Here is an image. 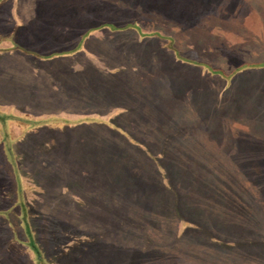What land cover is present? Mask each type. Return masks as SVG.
I'll return each instance as SVG.
<instances>
[{"label": "rangeland", "instance_id": "rangeland-1", "mask_svg": "<svg viewBox=\"0 0 264 264\" xmlns=\"http://www.w3.org/2000/svg\"><path fill=\"white\" fill-rule=\"evenodd\" d=\"M0 103V264H264V0H0Z\"/></svg>", "mask_w": 264, "mask_h": 264}, {"label": "trees", "instance_id": "trees-1", "mask_svg": "<svg viewBox=\"0 0 264 264\" xmlns=\"http://www.w3.org/2000/svg\"><path fill=\"white\" fill-rule=\"evenodd\" d=\"M54 117L53 116H50V117H42V118H37V119H35V121H37V122H39V121H42V120H47V119H49V120H52ZM22 120H24L23 118H22ZM102 120V119H101ZM29 246H30V248H31V250L33 251V253L35 254V260H36V263L38 264V258H36L37 256H36V254L38 255V256H40V250H39V247L37 246V244H35V242L33 241V240H31L30 241V244H29ZM34 251H36L37 253H35Z\"/></svg>", "mask_w": 264, "mask_h": 264}, {"label": "crops", "instance_id": "crops-1", "mask_svg": "<svg viewBox=\"0 0 264 264\" xmlns=\"http://www.w3.org/2000/svg\"><path fill=\"white\" fill-rule=\"evenodd\" d=\"M0 104H1V103H0ZM0 108L5 109L6 107L4 108V107H1V106H0ZM7 108H12V106H9V107H7ZM50 116H53V115H47V116H45V117H50ZM43 118H44V117H43ZM12 234H13V233H12ZM11 236H12V235H11ZM19 245H20V244H19ZM34 261H35V260H34ZM34 261H32V263H33Z\"/></svg>", "mask_w": 264, "mask_h": 264}]
</instances>
